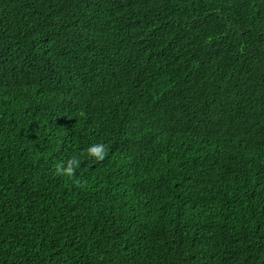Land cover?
I'll list each match as a JSON object with an SVG mask.
<instances>
[{
  "label": "trees",
  "instance_id": "16d2710c",
  "mask_svg": "<svg viewBox=\"0 0 264 264\" xmlns=\"http://www.w3.org/2000/svg\"><path fill=\"white\" fill-rule=\"evenodd\" d=\"M0 264H264V0H0Z\"/></svg>",
  "mask_w": 264,
  "mask_h": 264
},
{
  "label": "clouds",
  "instance_id": "9594fccd",
  "mask_svg": "<svg viewBox=\"0 0 264 264\" xmlns=\"http://www.w3.org/2000/svg\"><path fill=\"white\" fill-rule=\"evenodd\" d=\"M86 154L89 159H94L101 162L106 158L107 150L104 144H93L86 149ZM81 160L78 156H72L66 161H62L56 166V174L74 178L76 170L80 166Z\"/></svg>",
  "mask_w": 264,
  "mask_h": 264
}]
</instances>
